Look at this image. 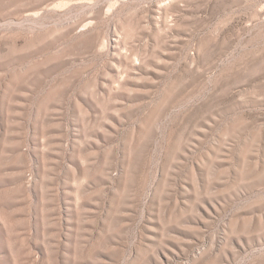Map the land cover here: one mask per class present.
<instances>
[{
	"label": "rangeland",
	"instance_id": "obj_1",
	"mask_svg": "<svg viewBox=\"0 0 264 264\" xmlns=\"http://www.w3.org/2000/svg\"><path fill=\"white\" fill-rule=\"evenodd\" d=\"M0 264H264V0H0Z\"/></svg>",
	"mask_w": 264,
	"mask_h": 264
}]
</instances>
